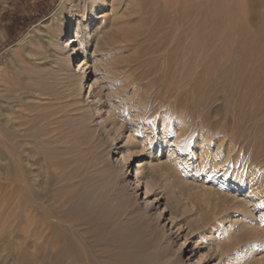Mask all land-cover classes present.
<instances>
[{
    "label": "rangeland",
    "instance_id": "374dc122",
    "mask_svg": "<svg viewBox=\"0 0 264 264\" xmlns=\"http://www.w3.org/2000/svg\"><path fill=\"white\" fill-rule=\"evenodd\" d=\"M91 1L0 0V264H264V0Z\"/></svg>",
    "mask_w": 264,
    "mask_h": 264
},
{
    "label": "bare ground",
    "instance_id": "6f19581e",
    "mask_svg": "<svg viewBox=\"0 0 264 264\" xmlns=\"http://www.w3.org/2000/svg\"><path fill=\"white\" fill-rule=\"evenodd\" d=\"M62 2L63 3H66V2H69V0H62ZM105 3H106V0H93V1H91L90 3H89V5H88V7H89V12L91 13V14H95V12H97V11H100V10H102V8L104 7V5H105ZM74 11H78L79 9L77 8V7H75L74 9H73ZM65 21L63 22V23H61V24H63V26L65 27L64 28V30H65V35L66 36H69V32H70V30H71V28H72V25H73V22H74V18H73V16L72 15H70V16H68L66 19H64ZM93 24V20H90L88 23H86L85 24V26H83V30H88L89 29V27L91 26ZM198 33H196L195 34V36H194V38H192V39H196L197 38V35ZM183 37V36H182ZM72 41H74V40H72ZM179 42V41H178ZM179 45V44H178ZM92 45H90V43H86V47L83 49V53H84V55L83 56H85V54H86V50L88 49V48H90ZM197 47H198V45H197ZM92 48V47H91ZM70 64H72V63H70ZM85 64V62L84 61H81V64H80V66H83ZM81 79H79V83H84V82H88V80H89V78H87L86 77V75L85 74H83V76H81L80 77ZM88 86H85V84H83L82 86H81V89H85V88H87ZM208 129V128H207ZM209 131V130H208ZM208 131L206 132V133H208ZM114 145V144H113ZM118 146L117 145H114V148H117ZM113 153H119V151L118 150H114L113 151ZM118 163H119V165L121 166L122 165V163H123V158L121 157L118 161H117ZM125 177L126 178H134L133 179V182H132V184H131V189H133V190H140V189H142V187H143V181H142V178L141 177H138V175L134 172V168H132V167H128V169H126V175H125ZM237 180H238V178H237ZM237 180L234 182V184H237ZM16 189V188H15ZM10 197V196H9ZM162 211H165V208H163V209H161V212ZM30 216V215H29ZM31 217V216H30ZM32 219V218H31ZM253 231V230H252ZM60 252V251H59ZM70 256H73V253H70L69 254V257ZM68 257V256H67ZM75 259V258H74ZM76 260V259H75ZM77 260H78V258H77ZM81 263V262H80Z\"/></svg>",
    "mask_w": 264,
    "mask_h": 264
}]
</instances>
